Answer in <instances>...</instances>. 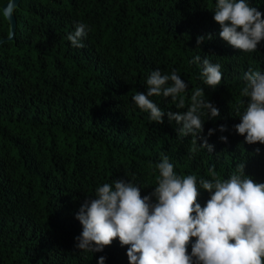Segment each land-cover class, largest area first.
I'll use <instances>...</instances> for the list:
<instances>
[{"label": "trees", "instance_id": "16d2710c", "mask_svg": "<svg viewBox=\"0 0 264 264\" xmlns=\"http://www.w3.org/2000/svg\"><path fill=\"white\" fill-rule=\"evenodd\" d=\"M5 1L0 39L9 33ZM246 2L264 14V0ZM215 4L20 0L14 40L0 44V264H98L101 256L104 264H129L130 245L118 237L99 252L78 249L83 226L76 213L98 187H114L117 179L140 187L142 197L150 194L163 156L181 178L196 176L198 188L213 171L222 181L237 174L242 162V178L264 183V144H247L234 128L247 108L244 73H264V40L254 52L232 47L219 36ZM77 24L87 26L82 48L67 38ZM198 36L204 37L199 46ZM197 55L201 60L190 62ZM205 57L221 65L214 89L204 84ZM157 69L175 71L188 84L177 101L150 97L164 111L163 123L150 121L132 100L147 91V77ZM197 88L220 115L208 119L202 109L203 133L182 136L176 131L182 125L167 112L187 111ZM179 97L183 109L175 107ZM209 129L215 130L210 136ZM205 140L211 152L201 147ZM198 192L203 207L211 194Z\"/></svg>", "mask_w": 264, "mask_h": 264}, {"label": "clouds", "instance_id": "9594fccd", "mask_svg": "<svg viewBox=\"0 0 264 264\" xmlns=\"http://www.w3.org/2000/svg\"><path fill=\"white\" fill-rule=\"evenodd\" d=\"M213 19L220 25L219 36L238 50L254 52L264 40V14L246 0H216ZM86 27L77 24L68 34L73 46L84 47ZM203 40L198 36L197 45ZM200 60L197 55L190 62ZM202 63L204 84L216 88L222 81L221 65L206 57ZM244 79L247 83L241 95L248 97L247 108L234 128L247 144H264V73L249 68ZM169 81L171 86L165 87ZM187 88L175 71L162 75L157 69L147 77V91H138L132 100L149 113L150 121L163 123L165 113L150 97L162 95L177 101ZM175 107L185 108L183 97ZM202 109L207 110L208 119L220 115L219 109L204 99V89L197 88L187 111H168L167 116L170 122L182 125L176 129L178 134L199 138L205 122L200 118ZM225 130L221 125L220 131ZM214 131L209 129L208 135ZM200 145L213 150L207 140ZM156 167L157 186L148 195L142 197L140 187L121 178L113 182L114 187L108 183L98 187L95 197L83 202L76 213L83 226L75 238L78 249L99 252L118 237L122 246L130 245L129 264H264V183L242 178L243 162L237 165V174L223 181L213 171V179H200L199 188L196 176H178L167 156ZM200 188L211 194L203 207L197 202ZM192 237L197 239L189 254L187 245ZM104 262L105 257H99L98 264Z\"/></svg>", "mask_w": 264, "mask_h": 264}, {"label": "water", "instance_id": "95a60500", "mask_svg": "<svg viewBox=\"0 0 264 264\" xmlns=\"http://www.w3.org/2000/svg\"><path fill=\"white\" fill-rule=\"evenodd\" d=\"M20 0H7L1 5V10L9 24L8 36L0 39V44L4 41L14 40L15 29H16V18L14 11L19 6Z\"/></svg>", "mask_w": 264, "mask_h": 264}]
</instances>
